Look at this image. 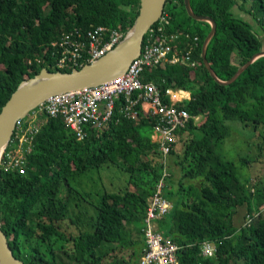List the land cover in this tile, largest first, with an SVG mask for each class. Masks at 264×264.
<instances>
[{
    "label": "trees",
    "instance_id": "trees-1",
    "mask_svg": "<svg viewBox=\"0 0 264 264\" xmlns=\"http://www.w3.org/2000/svg\"><path fill=\"white\" fill-rule=\"evenodd\" d=\"M190 3L194 13L217 25L207 59L220 80H230L264 50L261 36L233 14L237 7L264 24V0ZM138 9L139 0H0V111L23 81L44 67L59 70L51 65L53 41L96 26L126 35ZM165 13L168 32L183 30L199 44L191 66L163 64L146 69L144 79L163 92L169 87L190 92L181 108L200 120L178 133L166 189L167 198L178 199L158 229L178 245L180 264H264V180L243 177L239 165L221 153L232 122L261 135L259 155L242 158L241 167L264 162V57L234 83L222 85L202 59L211 25L193 20L184 0H168ZM43 121L26 170L0 171V218L16 257L25 264H138L148 201L162 175V154L152 138L155 117L138 107L137 118H122L85 139L60 117L44 115ZM111 168L122 181L109 189L99 175ZM173 173L180 175L177 185ZM95 174L100 187L93 185ZM240 207L248 214L238 227ZM205 241L217 243L215 257L202 256Z\"/></svg>",
    "mask_w": 264,
    "mask_h": 264
},
{
    "label": "built area",
    "instance_id": "built-area-1",
    "mask_svg": "<svg viewBox=\"0 0 264 264\" xmlns=\"http://www.w3.org/2000/svg\"><path fill=\"white\" fill-rule=\"evenodd\" d=\"M170 25L164 11L146 34L141 53L122 74L97 85L55 93L39 104L18 122L1 163V170L7 172L26 170L27 156L41 132L44 122L41 117L44 115L62 118L79 139H85L93 130L102 132L112 123L118 124L122 118H137L138 107L154 116L153 135L162 154V175L148 201L143 227L145 250L138 264H180L178 245L165 238L157 222L170 215L174 207L166 196V189L171 177L169 157L178 142V133L191 120L196 123L200 120V117H193L181 108L180 104L191 99L190 92L176 89L179 93L190 94L188 98H176L175 89L169 87L163 92L155 82L144 79V72L149 68L163 64L192 65V55L199 39L183 30L168 32ZM125 36L104 26L64 33L50 44L51 65L59 70L73 69L98 60L116 48ZM37 61L41 62V59L37 58ZM251 219L248 217V223ZM201 250L203 257L213 258L217 253V243L205 241Z\"/></svg>",
    "mask_w": 264,
    "mask_h": 264
},
{
    "label": "water",
    "instance_id": "water-1",
    "mask_svg": "<svg viewBox=\"0 0 264 264\" xmlns=\"http://www.w3.org/2000/svg\"><path fill=\"white\" fill-rule=\"evenodd\" d=\"M168 0H139L138 16L124 40L105 56L90 63H85L70 71L42 68L35 77L23 81L0 111V151L4 158L9 142L20 120L44 102L49 96L84 86L97 85L122 74L131 61L142 51L148 31L162 17ZM188 15L195 21L211 25V33L202 48V59L211 77L222 85L234 83L239 76L256 60L264 57V50L254 55L228 81L220 80L207 59V47L217 32V25L211 19L194 13L190 0H184ZM0 264H25L16 257L9 237L3 229L0 218Z\"/></svg>",
    "mask_w": 264,
    "mask_h": 264
},
{
    "label": "rangeland",
    "instance_id": "rangeland-1",
    "mask_svg": "<svg viewBox=\"0 0 264 264\" xmlns=\"http://www.w3.org/2000/svg\"><path fill=\"white\" fill-rule=\"evenodd\" d=\"M253 11V10H252ZM233 14L235 18L243 20L244 22L250 24L253 27L256 33H258L261 38L262 42L264 43V24L259 25V18L253 17L252 15H248L237 7L234 9ZM41 118H44L41 117ZM196 122V121H195ZM198 122V121H197ZM231 127V136L224 142L221 147V153L227 160L235 161L240 167V173L243 177H251L254 178L253 180L260 181V178L264 180V162L259 163L254 169L249 168H242L241 167V159L242 158H250L254 159L259 155V148L258 145L262 142L260 132L257 133H250L249 130H245L241 124H234L232 122L228 123ZM254 144V145H253ZM173 170V168H172ZM172 179L174 180L175 184L177 185L180 181V175L177 173H173ZM117 173L114 169H106L102 171L99 175L102 182L107 185L109 189H112L113 183L118 184L122 181V176ZM95 179L97 180L96 183H93L95 187L99 186L98 175H94ZM124 179V178H123ZM185 186L189 187V183L185 181ZM191 184V183H190ZM252 186V183L250 184ZM89 187V186H88ZM100 187V186H99ZM169 200L174 204L178 199L177 195L168 196ZM247 208L240 207L238 208L235 214V223L239 227L244 224L245 218H247ZM159 222V221H158ZM157 222V223H158Z\"/></svg>",
    "mask_w": 264,
    "mask_h": 264
},
{
    "label": "crops",
    "instance_id": "crops-1",
    "mask_svg": "<svg viewBox=\"0 0 264 264\" xmlns=\"http://www.w3.org/2000/svg\"><path fill=\"white\" fill-rule=\"evenodd\" d=\"M187 94H188V95H185V96L182 95V96L188 98L190 94H189V93H187ZM178 95H179V93H176V94H175V97H176V98H180ZM154 137H155V136L153 135L152 138H153V140L155 141V138H154Z\"/></svg>",
    "mask_w": 264,
    "mask_h": 264
},
{
    "label": "bare ground",
    "instance_id": "bare-ground-1",
    "mask_svg": "<svg viewBox=\"0 0 264 264\" xmlns=\"http://www.w3.org/2000/svg\"><path fill=\"white\" fill-rule=\"evenodd\" d=\"M2 156H3V151H0V162H1Z\"/></svg>",
    "mask_w": 264,
    "mask_h": 264
}]
</instances>
